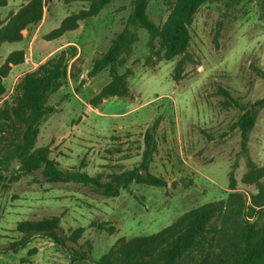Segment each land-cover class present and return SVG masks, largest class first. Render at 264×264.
Segmentation results:
<instances>
[{
    "label": "rangeland",
    "instance_id": "1",
    "mask_svg": "<svg viewBox=\"0 0 264 264\" xmlns=\"http://www.w3.org/2000/svg\"><path fill=\"white\" fill-rule=\"evenodd\" d=\"M26 3L9 0L0 8L7 18ZM88 2L46 3L43 20L25 40L0 46V67L8 55L23 50V63L13 65L5 78L6 93L0 105L11 101L22 77L70 44L78 47L70 78L50 97L55 112L41 123L37 147L48 146L62 168H77L109 179L138 165L145 149V134L154 125L156 151L151 172L164 177L168 186L132 184L119 195L106 197L78 182H50L41 171L19 174L0 162V264H91L72 262L53 241L34 238L18 253L3 251L21 237L16 230L22 220H39L57 215L67 235L82 230L77 248L92 245L99 258L114 243L126 237L150 235L172 224L185 212L205 203L225 199L231 172L236 190L248 196L255 185L243 182L250 157L264 165V106L256 108L257 120L245 153L241 133L232 126L241 114L239 107L220 92L226 89L240 103L264 98V0H209L191 25V59L178 80L175 66L180 57L165 60L148 46L149 33L133 27L139 35L134 50L120 68L129 76L130 97H111L95 108L90 101L110 80L105 69L89 77L94 60L110 47L128 24L132 0H113L96 16L80 21L79 27L59 38L49 35L62 21ZM170 11L165 0H150L148 13L157 24ZM0 139V161L5 154ZM19 167V163H14ZM13 171V172H12ZM264 182V178L262 179ZM100 225V226H99Z\"/></svg>",
    "mask_w": 264,
    "mask_h": 264
},
{
    "label": "trees",
    "instance_id": "2",
    "mask_svg": "<svg viewBox=\"0 0 264 264\" xmlns=\"http://www.w3.org/2000/svg\"><path fill=\"white\" fill-rule=\"evenodd\" d=\"M50 0H26L17 12L7 18H0V46L4 42L25 40L24 31L32 33L44 17L46 3ZM66 4L88 2V8L66 17L61 25L47 38L53 40L79 27L80 21L96 16L113 0H62ZM209 0H165L170 8L167 19L157 24L148 13L150 0H132V11L127 26L112 40L108 50L94 60L89 77H94L105 69L109 70L110 82L91 99L90 104L98 108L111 97H130L129 76L132 69L124 73L120 68L133 53L139 35L133 27L143 28L149 33L148 46L165 60L180 57L175 66L178 80L191 59L189 46L192 40L191 25L198 10ZM9 0H0V8ZM78 47L70 44L47 58L32 72L26 73L15 89L11 101L0 105V139L5 140V154L1 159L5 169H13L19 174L41 171L50 182H78L91 186L106 197L119 195L132 184H147L157 187L168 186V181L151 172V162L156 151L154 125L145 134V149L142 160L133 168L114 172L109 179L102 174L90 175L80 167L62 168L52 157L48 146L37 147L42 121L55 112L49 100L53 93L64 86L70 78H78L74 68L78 59ZM76 58L72 63L71 61ZM23 50L11 52L0 67V100L7 91L5 78L13 65L23 63ZM264 76V71H258ZM220 92L242 111L232 129L241 133L242 149H249L250 134L256 124V108L264 106V98L243 104L230 92L220 88ZM19 163V167L13 166ZM248 170L243 182L255 185L256 192L245 194L236 190V179L231 172L230 192L225 199L205 203L179 216L161 231L127 239H118L108 252L99 258L92 255V245L77 248L82 230L67 235L61 227L57 215L39 220H22L16 230L21 237L12 241L4 252L18 253L36 237L53 241L72 262L90 261L91 264H264V165H257L250 157ZM10 169V170H11ZM12 171V172H13ZM100 226V225H99ZM72 242L73 244H70Z\"/></svg>",
    "mask_w": 264,
    "mask_h": 264
}]
</instances>
